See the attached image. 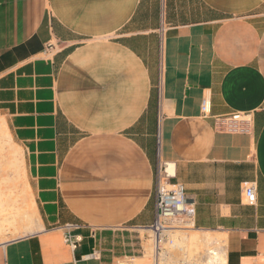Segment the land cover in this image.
Wrapping results in <instances>:
<instances>
[{"label":"crops","instance_id":"1","mask_svg":"<svg viewBox=\"0 0 264 264\" xmlns=\"http://www.w3.org/2000/svg\"><path fill=\"white\" fill-rule=\"evenodd\" d=\"M0 117L41 220L0 264L138 257L103 240L153 223L169 162L224 264H264V0H0Z\"/></svg>","mask_w":264,"mask_h":264},{"label":"rangeland","instance_id":"2","mask_svg":"<svg viewBox=\"0 0 264 264\" xmlns=\"http://www.w3.org/2000/svg\"><path fill=\"white\" fill-rule=\"evenodd\" d=\"M1 119L2 118L0 117V120ZM14 145L18 147L16 143ZM14 160L17 161L19 164H21V168L18 169L17 176L14 177L13 180L4 182L1 185L3 187L4 186L7 187L6 195L7 196L11 195L10 198L9 197L7 198V196H5L8 200L7 205L11 204V206L10 205H9L10 207L7 206L5 208L7 211L5 210L3 211V213H0V218H2V220L0 221V228H2V230L0 231V243L8 242L23 237L27 234L33 233L37 229V225H36L37 220L39 221L38 217L35 215L32 209L31 202L34 197L27 178L26 170L24 167L23 154L21 150L20 152L16 151ZM15 172H13V174H15ZM10 181L12 185H10L11 184ZM13 181L15 182L14 183L15 185L13 184ZM13 205L14 207L15 206L17 207L12 208ZM0 212L2 211L0 210ZM1 214L3 215L1 216ZM10 218H12L13 220ZM10 221L12 223H10ZM177 232H179L178 234L182 233L181 231H177ZM171 233H176V232L175 231L165 232L163 241L162 243L160 242L161 250L158 259L159 264L161 263L180 264L182 262L184 263L203 262L204 264H206L205 259L208 255L209 256L218 255L220 257H224L222 248L224 246L225 238L220 234H213L209 232H198L204 238H205L204 234H208L211 236H209V241H207L205 244L203 243L199 248L193 249L191 251L190 249H187L188 244L183 241L173 246L172 238H170ZM103 241H105V243L107 242V244H110V242L114 241L115 243L114 247L119 251H128L131 252V254L135 253L138 256V257H133L134 259L133 262L135 264L157 263L155 257L156 256L155 235L152 231L143 230V227L137 229H130V230H126V229L119 230L116 232L115 237L108 235V237H106V239ZM129 259L130 258L120 259L116 262V264L120 262H127ZM163 259L164 260L166 259L167 262H165Z\"/></svg>","mask_w":264,"mask_h":264},{"label":"built area","instance_id":"3","mask_svg":"<svg viewBox=\"0 0 264 264\" xmlns=\"http://www.w3.org/2000/svg\"><path fill=\"white\" fill-rule=\"evenodd\" d=\"M201 112L204 117H209L211 113V101L205 98L201 104ZM248 122L246 115L236 113L231 118L218 122L222 129L231 131L243 130ZM167 164L160 165L156 173L155 180V195H156V215L152 224L143 228H149L155 235L156 246V262L159 258L161 243L163 241L165 232L175 229H192L195 228V208L189 202L186 196V189L181 182H170V175L166 172ZM245 201L247 204L253 205L257 201V184L252 182L245 190ZM77 225L66 224L62 226L63 239L66 244L76 249L79 245L80 238L75 235L74 230ZM162 240V241H161ZM157 241H159L157 245ZM133 257L127 262H120L118 264L127 263L135 264ZM155 262V263H156Z\"/></svg>","mask_w":264,"mask_h":264},{"label":"bare ground","instance_id":"4","mask_svg":"<svg viewBox=\"0 0 264 264\" xmlns=\"http://www.w3.org/2000/svg\"><path fill=\"white\" fill-rule=\"evenodd\" d=\"M14 144H15V141H14L13 136H12V134L8 128L6 121L4 119H1L0 120V210L2 212H0V213H3V211L6 210L5 208L7 206L8 207L11 206V204H9L10 206L7 205L8 204L7 198L8 197L10 198L11 195L7 196L6 195L7 194V192H6L7 187H5V186L3 187L1 185L4 182H8L9 180H13L14 177H16L18 174V169L21 168V164H19L17 161L14 160L15 155H16V151L20 152V147H16ZM174 164L175 163H170V162L167 164L166 172L168 173V175L174 174ZM13 172H15V174H13ZM10 183H11V181H10ZM14 183L15 182L13 181V184ZM10 185H12V183ZM5 196H7V198ZM31 204H32V209H33L35 215L38 217L39 221H41L34 198L32 199ZM16 207L17 206L14 207V205H13L12 208H16ZM7 213H10V212H7ZM2 215L3 214H1V216ZM10 219H12V218H10ZM1 220H2V218H0V221ZM11 221H10V223H12ZM6 222H7V220H6ZM3 226H5V225H3ZM1 230H2V228H0V231ZM143 230L151 231L149 228H143ZM172 231L176 232V233H171V236H170V238H172L173 246H175V245H177L183 241V242L188 244L187 249H190L191 251L193 249L199 248L203 243L205 244L207 241H209V236H211L208 234H204V236H205V238H204L203 236H201L198 233V232H203V231L197 230L195 228L168 230V232H172ZM177 231H181L182 233L178 234L179 232H177ZM158 243H159V241H157V245H158ZM159 245H160V243H159ZM210 253H211V251H210ZM224 259H225L224 257H220L218 255H216V256H209L208 255L205 259V262H206V264H224V262L226 261V259L225 260ZM164 261L167 262L166 259ZM122 264H127V263H122ZM156 264H159V260H157Z\"/></svg>","mask_w":264,"mask_h":264}]
</instances>
